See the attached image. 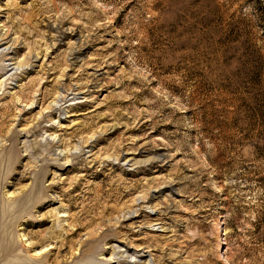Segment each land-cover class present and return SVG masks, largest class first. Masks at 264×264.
<instances>
[{
  "label": "rangeland",
  "instance_id": "1",
  "mask_svg": "<svg viewBox=\"0 0 264 264\" xmlns=\"http://www.w3.org/2000/svg\"><path fill=\"white\" fill-rule=\"evenodd\" d=\"M0 264H264V0H0Z\"/></svg>",
  "mask_w": 264,
  "mask_h": 264
},
{
  "label": "bare ground",
  "instance_id": "2",
  "mask_svg": "<svg viewBox=\"0 0 264 264\" xmlns=\"http://www.w3.org/2000/svg\"><path fill=\"white\" fill-rule=\"evenodd\" d=\"M221 244V243H220Z\"/></svg>",
  "mask_w": 264,
  "mask_h": 264
}]
</instances>
